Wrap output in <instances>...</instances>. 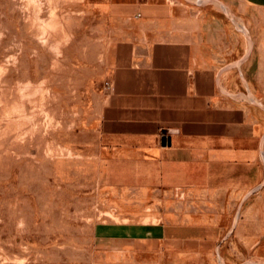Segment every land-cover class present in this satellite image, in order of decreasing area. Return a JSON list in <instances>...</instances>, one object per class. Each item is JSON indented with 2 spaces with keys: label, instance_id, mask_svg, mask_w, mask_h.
<instances>
[{
  "label": "crops",
  "instance_id": "crops-1",
  "mask_svg": "<svg viewBox=\"0 0 264 264\" xmlns=\"http://www.w3.org/2000/svg\"><path fill=\"white\" fill-rule=\"evenodd\" d=\"M215 1L233 15L204 0L82 1L101 23L82 45L75 93L59 100L81 103L73 132L93 144L82 153L76 146L75 158L106 198L105 213L119 217L93 225L100 245L156 243L184 231L214 245L238 236V210L264 223V107L250 96L264 86V0ZM71 133L61 129L58 139L71 145ZM179 198L190 201L187 217ZM223 254L222 264H233ZM147 257L163 264L160 254Z\"/></svg>",
  "mask_w": 264,
  "mask_h": 264
},
{
  "label": "rangeland",
  "instance_id": "rangeland-1",
  "mask_svg": "<svg viewBox=\"0 0 264 264\" xmlns=\"http://www.w3.org/2000/svg\"><path fill=\"white\" fill-rule=\"evenodd\" d=\"M82 1L0 0V264H147L156 254L163 264H222L224 251L233 264H264V223L246 220L239 210L231 215L238 236L222 230L227 238L214 245L194 243L189 231L156 243L94 240L97 221L119 217L105 213L106 198L75 158L76 146L82 153L93 144L90 135L73 132L82 121L81 103L59 100L60 93H75L82 45L101 23L84 14ZM243 10L238 3V28L250 48ZM257 91L250 96L264 107V86ZM65 128L72 131L71 145L58 139ZM177 200L180 216L187 217L190 201ZM113 253L126 257H106Z\"/></svg>",
  "mask_w": 264,
  "mask_h": 264
},
{
  "label": "water",
  "instance_id": "water-1",
  "mask_svg": "<svg viewBox=\"0 0 264 264\" xmlns=\"http://www.w3.org/2000/svg\"><path fill=\"white\" fill-rule=\"evenodd\" d=\"M176 132V130L175 129H164V133L165 134H172V133H175ZM166 139H167V136L165 135L164 136V142H166Z\"/></svg>",
  "mask_w": 264,
  "mask_h": 264
},
{
  "label": "built area",
  "instance_id": "built-area-1",
  "mask_svg": "<svg viewBox=\"0 0 264 264\" xmlns=\"http://www.w3.org/2000/svg\"><path fill=\"white\" fill-rule=\"evenodd\" d=\"M107 86H108V87H112V85H111L109 82H107Z\"/></svg>",
  "mask_w": 264,
  "mask_h": 264
}]
</instances>
